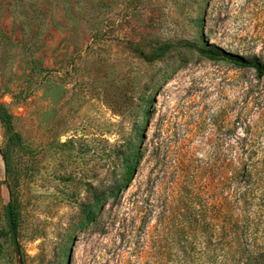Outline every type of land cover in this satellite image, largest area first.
Here are the masks:
<instances>
[{"label": "rangeland", "instance_id": "obj_1", "mask_svg": "<svg viewBox=\"0 0 264 264\" xmlns=\"http://www.w3.org/2000/svg\"><path fill=\"white\" fill-rule=\"evenodd\" d=\"M227 53L264 64V0H0V264L261 250L264 75Z\"/></svg>", "mask_w": 264, "mask_h": 264}, {"label": "trees", "instance_id": "obj_2", "mask_svg": "<svg viewBox=\"0 0 264 264\" xmlns=\"http://www.w3.org/2000/svg\"><path fill=\"white\" fill-rule=\"evenodd\" d=\"M229 59L234 60L235 63H237L240 66H251L253 67L256 72L258 73L259 76L264 75V64H262L261 62H259L258 59H253V60H245L244 58H239V57H235L231 54H226ZM0 118L1 120L4 121L3 118V114H2V110L0 109ZM142 152V151H141ZM139 156V154H137L135 156V154H130L128 156V158L125 160V164H124V174L122 176L121 179H119L118 181H116L117 184V191L121 190V188L123 187V182L125 181H131V179L134 177L136 171H137V157ZM116 191V193H117ZM110 197H114L113 194L110 195ZM103 201V198H99L98 202L101 203ZM93 212H87V216H86V221H89L90 218L92 217ZM223 215V219H220L221 216L219 217H211L210 219L207 218V237L209 236V238L211 239V241L213 242H220L222 241V246L224 249V247L227 249L224 251L229 253V247L231 246V241H226V236H231L232 238H237V233L236 231L239 230V225H238V220L237 219H231V217L228 216V218H230V222L225 224L224 218L225 213L222 212ZM243 224H245V226L241 227V229H245L247 228L245 221L243 220L242 222ZM207 238V239H209ZM218 244L215 245V247L217 248ZM249 246L247 245H242L241 244V249H236L234 250V252L231 255V259L226 257L225 255H217L216 254V248H212L211 249V254H210V259H209V263L210 264H264V246L262 247L261 250L258 251H254L251 248H248ZM208 251L210 250V248H208ZM219 249V248H218ZM242 251V253H241ZM240 252V253H237ZM209 255V254H208ZM245 258H244V257ZM230 259V260H229Z\"/></svg>", "mask_w": 264, "mask_h": 264}, {"label": "water", "instance_id": "obj_3", "mask_svg": "<svg viewBox=\"0 0 264 264\" xmlns=\"http://www.w3.org/2000/svg\"><path fill=\"white\" fill-rule=\"evenodd\" d=\"M8 219H9V225L11 227V231L13 236H15V229H14V223H13V215H12V210L10 208V205H8Z\"/></svg>", "mask_w": 264, "mask_h": 264}]
</instances>
